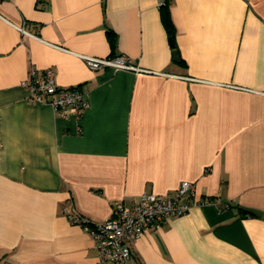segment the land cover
Returning <instances> with one entry per match:
<instances>
[{"label":"crops","instance_id":"0c3cea01","mask_svg":"<svg viewBox=\"0 0 264 264\" xmlns=\"http://www.w3.org/2000/svg\"><path fill=\"white\" fill-rule=\"evenodd\" d=\"M167 1L169 27L158 0H0V264H100L63 207L100 222L184 180L205 202L126 264H264V0ZM46 67L86 92L79 121L26 99Z\"/></svg>","mask_w":264,"mask_h":264},{"label":"built area","instance_id":"2783aa9c","mask_svg":"<svg viewBox=\"0 0 264 264\" xmlns=\"http://www.w3.org/2000/svg\"><path fill=\"white\" fill-rule=\"evenodd\" d=\"M37 1L38 3H48V0ZM163 3L164 0H158L159 7ZM19 29L39 38L37 33L28 32L23 27H19ZM76 55L93 70L105 67L114 70H141L131 64L124 55L108 57ZM21 85L27 91L26 99L29 102L49 105L59 117L67 118L73 115L79 121L84 111L89 107L86 92L77 86H59L51 67H46L41 71L31 68L28 77L21 81ZM194 193V184L185 180L181 181L176 189L166 194L144 192L139 195L131 207L116 204L112 215L100 222H93L88 216L70 211L66 207H63V212L68 221L80 224L91 235L100 264H126L131 257L130 241L139 238L146 228L169 217L183 215L192 206L205 202L203 198L196 200Z\"/></svg>","mask_w":264,"mask_h":264},{"label":"trees","instance_id":"16d2710c","mask_svg":"<svg viewBox=\"0 0 264 264\" xmlns=\"http://www.w3.org/2000/svg\"><path fill=\"white\" fill-rule=\"evenodd\" d=\"M160 9L163 11V13H164V20H165L166 24L169 27L170 22H169V17L167 15L168 13L166 12L167 9H168V1L167 0H164V3L160 6ZM108 33L112 37V33L110 31H108ZM240 210L243 211V209H241V208H240Z\"/></svg>","mask_w":264,"mask_h":264},{"label":"water","instance_id":"95a60500","mask_svg":"<svg viewBox=\"0 0 264 264\" xmlns=\"http://www.w3.org/2000/svg\"><path fill=\"white\" fill-rule=\"evenodd\" d=\"M173 56H174V59L176 61H179V55H178V51L176 49L173 51Z\"/></svg>","mask_w":264,"mask_h":264}]
</instances>
